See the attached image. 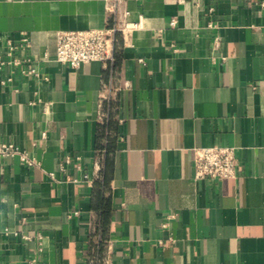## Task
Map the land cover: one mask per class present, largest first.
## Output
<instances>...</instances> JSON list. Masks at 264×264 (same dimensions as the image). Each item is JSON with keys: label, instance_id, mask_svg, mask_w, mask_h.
I'll return each instance as SVG.
<instances>
[{"label": "crops", "instance_id": "0c3cea01", "mask_svg": "<svg viewBox=\"0 0 264 264\" xmlns=\"http://www.w3.org/2000/svg\"><path fill=\"white\" fill-rule=\"evenodd\" d=\"M107 3L0 0V143L38 161L0 157V264H264V0H124L113 59L58 61ZM205 145L237 177L197 179Z\"/></svg>", "mask_w": 264, "mask_h": 264}, {"label": "built area", "instance_id": "2783aa9c", "mask_svg": "<svg viewBox=\"0 0 264 264\" xmlns=\"http://www.w3.org/2000/svg\"><path fill=\"white\" fill-rule=\"evenodd\" d=\"M124 0H108V11L115 15L113 23L100 28L60 30L56 33V57L63 64L71 67H79L82 64L94 61L107 62L113 59L116 48V36L118 33L124 35L131 30L132 24L126 19L127 10L122 8ZM173 21L172 23H174ZM2 37L0 35V41ZM23 42L27 38L23 37ZM19 45L9 41L6 46L7 57L0 54V67L4 65H19L22 60L16 56ZM225 58V57H223ZM32 71H34L32 69ZM108 96L101 94L99 109L97 112L98 121H103L105 114L102 106ZM18 155L21 161L27 165H38L35 157L26 150H22L13 143H0V157H11ZM193 159L195 176L197 179H230L237 177L238 157L237 147L232 145H205L193 147ZM70 161V159H68ZM67 161V162H68ZM99 169V163L96 162ZM83 179L91 183V177L85 173ZM173 217L174 214H170ZM114 246L113 240L107 241L108 253L102 259H91L87 264H112L113 258L110 254Z\"/></svg>", "mask_w": 264, "mask_h": 264}]
</instances>
